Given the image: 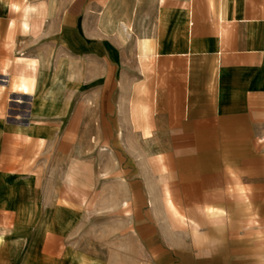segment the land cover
I'll list each match as a JSON object with an SVG mask.
<instances>
[{"label": "crops", "instance_id": "crops-1", "mask_svg": "<svg viewBox=\"0 0 264 264\" xmlns=\"http://www.w3.org/2000/svg\"><path fill=\"white\" fill-rule=\"evenodd\" d=\"M134 136L178 154V177L195 178L181 196H212L205 179L238 166L264 196V0H0V264H264L262 228L259 251L197 242L150 219L138 180L86 194L113 197L98 210L60 204L75 195L60 177L48 192L25 159L74 137L114 138L122 154ZM123 163L82 167L123 176Z\"/></svg>", "mask_w": 264, "mask_h": 264}, {"label": "rangeland", "instance_id": "rangeland-1", "mask_svg": "<svg viewBox=\"0 0 264 264\" xmlns=\"http://www.w3.org/2000/svg\"><path fill=\"white\" fill-rule=\"evenodd\" d=\"M145 92L144 89L139 90L141 96ZM135 99L143 102L141 97ZM138 108L137 112L131 110L130 123L134 128L142 125L146 127L147 107L141 104ZM111 139L112 141L84 137L57 139L55 145L43 144L38 147V151L28 154L25 159L31 165L39 166L29 171L40 174L48 192H55V177H60L56 184L64 193L75 195L59 196L60 204L69 203L70 198H75L89 209L98 210L100 205L110 206L113 197L90 196L87 199L86 194L120 192V180L124 181V193L135 192L131 181L138 180L141 209H149L150 214L155 215L150 217L154 223L170 224L179 230L188 231L197 242H218L221 248L234 244L237 252H242L244 243L251 241L259 251L257 242L262 235L261 228L264 230V196H260V185L250 184V178L243 175L241 166L235 172L223 171L224 174L217 179H205L209 184L204 185V191L219 196H181L183 190L180 181H194L195 178L178 177L179 169L175 167L178 162L173 159L178 154L156 152L163 148L158 146L161 138L124 137L122 154L111 152L109 147L115 144L114 138ZM236 155L239 158L237 165L242 164V149L237 150ZM121 160L124 162L123 176L115 170L97 168L93 170L94 175L87 179L84 174L87 170L82 167L84 162L99 166L101 161ZM67 162H71L72 168H60ZM167 199L172 201L177 212L167 205ZM94 219L99 218L93 217Z\"/></svg>", "mask_w": 264, "mask_h": 264}]
</instances>
